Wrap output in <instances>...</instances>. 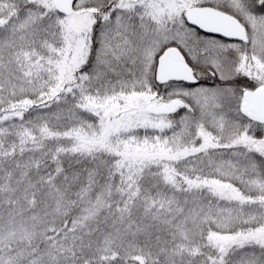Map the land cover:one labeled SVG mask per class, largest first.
<instances>
[{
    "label": "snow or ice",
    "instance_id": "snow-or-ice-1",
    "mask_svg": "<svg viewBox=\"0 0 264 264\" xmlns=\"http://www.w3.org/2000/svg\"><path fill=\"white\" fill-rule=\"evenodd\" d=\"M0 264H264V0H0Z\"/></svg>",
    "mask_w": 264,
    "mask_h": 264
}]
</instances>
